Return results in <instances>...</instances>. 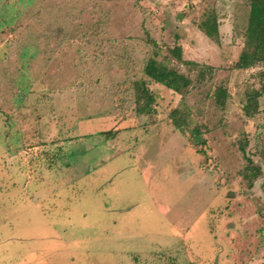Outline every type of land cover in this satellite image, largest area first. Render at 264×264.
Returning a JSON list of instances; mask_svg holds the SVG:
<instances>
[{"label": "rangeland", "instance_id": "obj_1", "mask_svg": "<svg viewBox=\"0 0 264 264\" xmlns=\"http://www.w3.org/2000/svg\"><path fill=\"white\" fill-rule=\"evenodd\" d=\"M249 1L0 0V264H264V64L235 68ZM154 45L193 83L149 81L137 113Z\"/></svg>", "mask_w": 264, "mask_h": 264}, {"label": "trees", "instance_id": "obj_2", "mask_svg": "<svg viewBox=\"0 0 264 264\" xmlns=\"http://www.w3.org/2000/svg\"><path fill=\"white\" fill-rule=\"evenodd\" d=\"M249 13L248 23L245 29L244 46L240 52L239 58L235 63L237 69H249L257 65L264 64V0H250L249 1ZM200 29L210 38L219 37V20L216 15V11L212 10L211 13L199 24ZM154 51L152 55L146 60L143 72L148 79L136 82L134 84V96L133 100L137 103V113H151L153 111V103L156 100V95L148 87L149 81H154L174 90L175 92L182 93L187 92L189 87L193 83V80L183 73L177 70L167 67V65L160 62L157 59L158 51L160 47L154 45ZM173 54L177 59L182 61V47L178 46L172 49ZM207 68V65H205ZM211 68V66H209ZM200 71L203 72L201 69ZM138 86V87H136ZM119 89L122 90L121 87ZM128 90V88H126ZM130 91V89H129ZM262 91L253 90L248 93V100L244 107L248 116H253L258 108L257 97L262 95ZM131 98V97H130ZM215 99L217 104L224 106L227 99V91L223 88H218L215 91ZM132 101V98H131ZM144 102V103H143ZM180 113L179 109H175L172 113V123L176 127H182L185 120L180 119L177 115ZM261 156L264 158V146L262 148ZM249 170L250 174L246 173L245 176L249 178V182H252L259 175L260 168L253 164V160L250 162Z\"/></svg>", "mask_w": 264, "mask_h": 264}, {"label": "crops", "instance_id": "obj_3", "mask_svg": "<svg viewBox=\"0 0 264 264\" xmlns=\"http://www.w3.org/2000/svg\"><path fill=\"white\" fill-rule=\"evenodd\" d=\"M118 87H120V86H118Z\"/></svg>", "mask_w": 264, "mask_h": 264}]
</instances>
